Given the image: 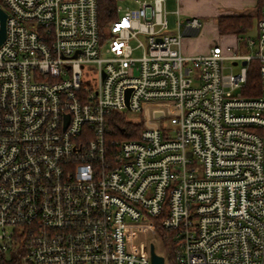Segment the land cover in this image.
Masks as SVG:
<instances>
[{"label":"built area","instance_id":"2783aa9c","mask_svg":"<svg viewBox=\"0 0 264 264\" xmlns=\"http://www.w3.org/2000/svg\"><path fill=\"white\" fill-rule=\"evenodd\" d=\"M132 1L104 25L98 0H0V252L151 264L158 240L165 264H264V0L252 55L185 54L202 21L177 12L169 34L166 0ZM252 61L257 97L244 93ZM151 102L174 108L172 129L147 120L116 138L110 119L133 123L125 112Z\"/></svg>","mask_w":264,"mask_h":264},{"label":"rangeland","instance_id":"374dc122","mask_svg":"<svg viewBox=\"0 0 264 264\" xmlns=\"http://www.w3.org/2000/svg\"><path fill=\"white\" fill-rule=\"evenodd\" d=\"M167 1V0H166ZM196 2V3H195ZM259 0H194L193 6H197L200 11L199 14L195 16L189 9H184L183 5L180 4L181 18L186 19L189 17H198L202 23V34L201 37L186 38L184 53L188 55H193L197 52H203L207 50L208 47L212 45H221L225 49L230 48V53H240L252 55L255 53V49L249 48L246 38H255L257 35V21H254L253 28L247 33L240 36L233 34L222 35L219 33L218 23L221 20L237 17L239 15H246L248 13H253ZM119 5L126 7H133L134 3L132 0H120ZM178 9L177 4H165L166 18L169 23V34H176V27L178 22V15L176 10ZM236 49L238 51L236 52ZM230 63H226L228 67ZM241 68V64L234 68L237 73ZM226 74L230 73V70L225 71ZM143 112L133 113L131 111H126L125 115L134 124H141L142 122H147L156 126L158 123L167 127H170L169 117L172 113L171 105H165L163 102H151L144 104ZM172 129V128H171ZM132 238L139 244L140 242H148L149 239H156L155 235L151 232H143L141 230H133ZM156 250L161 251L163 249L162 245L158 240H156Z\"/></svg>","mask_w":264,"mask_h":264},{"label":"trees","instance_id":"16d2710c","mask_svg":"<svg viewBox=\"0 0 264 264\" xmlns=\"http://www.w3.org/2000/svg\"><path fill=\"white\" fill-rule=\"evenodd\" d=\"M120 0H98L99 4V19L101 24L106 25L111 20L115 19V8ZM261 15V2L259 1L254 12L246 15H239L237 17L224 19L219 21L218 29L222 35L233 34L240 36L247 33L253 28L254 21H257ZM245 96L257 97L261 94V81L259 76V62L252 61L249 64L248 82L244 90ZM109 126L116 131V138L119 139H138L139 134L143 128L142 124H133L127 122L125 116L116 115L110 119ZM127 127L129 134H122L121 128ZM114 137V138H115ZM159 218H155V225L158 234L162 237L164 244L169 251L170 261L173 262L172 244L169 240V235L159 227ZM21 252H11L9 254L0 252V264H23L21 261Z\"/></svg>","mask_w":264,"mask_h":264},{"label":"water","instance_id":"95a60500","mask_svg":"<svg viewBox=\"0 0 264 264\" xmlns=\"http://www.w3.org/2000/svg\"><path fill=\"white\" fill-rule=\"evenodd\" d=\"M5 19H6V15L3 12H1L2 28L0 31V45L5 40ZM243 65H246V62H243ZM150 256H151V264H165V258L156 253L154 244H151L150 246Z\"/></svg>","mask_w":264,"mask_h":264},{"label":"crops","instance_id":"0c3cea01","mask_svg":"<svg viewBox=\"0 0 264 264\" xmlns=\"http://www.w3.org/2000/svg\"><path fill=\"white\" fill-rule=\"evenodd\" d=\"M193 2H194V0H179V1L178 0H167L166 4L174 5L176 3L177 7H178V9L176 10V14H177V12H179L180 15H181L180 4H182L184 9H189V11H192L193 14H195V16H196L197 14H199L200 11L198 10L197 6H193ZM202 35H204V33ZM209 48L210 47L207 48L205 53L208 51ZM197 53H203V52H197Z\"/></svg>","mask_w":264,"mask_h":264}]
</instances>
